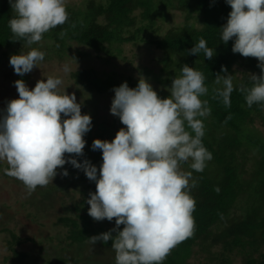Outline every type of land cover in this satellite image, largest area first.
<instances>
[{"label": "clouds", "instance_id": "obj_1", "mask_svg": "<svg viewBox=\"0 0 264 264\" xmlns=\"http://www.w3.org/2000/svg\"><path fill=\"white\" fill-rule=\"evenodd\" d=\"M226 3L231 11L220 28L222 42L233 40V53L257 58L261 69L259 75L250 76L253 86L240 91L246 92L248 107L264 104V0ZM9 4L15 13L10 30L29 46L68 19L65 0H9ZM200 53L211 60L215 49L201 38L188 50ZM44 59L43 51L31 48L12 55L9 63L23 76L40 68ZM64 71H70L69 66ZM221 72L215 75V84L221 85L216 92L229 105L234 84L226 67ZM204 80L202 72L185 64L181 75L173 78L167 98L158 96L145 78L135 88L127 82L114 87L110 112L126 127L111 141L93 140L92 150L102 151L99 170L90 160L76 158L84 155L92 118L82 114L75 94L59 93L62 79L47 77L31 89L22 79L16 80L19 96L0 113V162L8 164L5 174L22 181L31 194L37 186L53 183L57 169L70 163L96 182V191L87 199L88 214L95 221L115 218L114 229L89 237V243L111 240L116 264H162L194 227L195 200L189 193L196 185L189 184L192 173L181 172L180 164L191 161V169L203 172L213 158L202 143L200 118L210 114L207 102L200 99L208 92ZM62 175H68L67 169Z\"/></svg>", "mask_w": 264, "mask_h": 264}, {"label": "trees", "instance_id": "obj_2", "mask_svg": "<svg viewBox=\"0 0 264 264\" xmlns=\"http://www.w3.org/2000/svg\"><path fill=\"white\" fill-rule=\"evenodd\" d=\"M172 8L181 12L184 21L155 36L158 19L167 18L166 10ZM66 11V23L43 35L53 40L51 50L57 55L71 51V42L109 57L121 56L120 44L124 42L150 43L160 51V67L154 77L161 88H153L161 98L170 96L172 80L181 75L185 64L205 77L208 92L200 99L207 102L210 114L200 118L205 133L202 143L213 158L206 162L203 172L191 169V161L183 162V172L192 173L189 184L196 185L189 193L195 200L194 227L192 235L176 245L162 264H188L198 252L206 254L208 264H233L232 254L240 255L244 264H264V104L248 107L246 92L240 91L241 87L253 86L250 76L259 75L261 69L257 58L233 53V40L227 44L221 40L220 28L227 22L231 6L226 0H84L77 6L66 3ZM14 15L9 0H0L2 59L6 50L17 53L21 46H29L16 40L10 30L9 20ZM201 38L215 49L211 60L204 58L203 53L188 54ZM30 46L36 48V44ZM78 54L83 51L78 50ZM222 66L227 68L234 84L229 105L216 92L221 85L215 84V75H223ZM70 76L74 83L95 94L114 92V87L122 84L114 71L103 76L92 67L78 68ZM19 79L26 78L19 76ZM127 83L131 88L137 86L132 79ZM85 149L83 158H93L95 153L88 146ZM95 191L96 182L91 181L81 191L84 199L76 204L74 213L58 218V223L66 227L70 244L91 245L89 237L116 227L115 218L98 222L88 214L87 199ZM123 227L120 225L119 230ZM29 240L12 234L8 241L12 263L36 264L30 261L27 252L15 247ZM111 246V240L91 245L93 251L103 252L95 264H116ZM59 261L66 260L59 258Z\"/></svg>", "mask_w": 264, "mask_h": 264}, {"label": "rangeland", "instance_id": "obj_3", "mask_svg": "<svg viewBox=\"0 0 264 264\" xmlns=\"http://www.w3.org/2000/svg\"><path fill=\"white\" fill-rule=\"evenodd\" d=\"M81 1L84 0H65V4L77 6ZM166 11L167 18L158 19L154 27L157 30L155 36H161L169 27L184 21V16L179 10L172 8ZM52 41L45 37L36 43V48L45 53V59L40 62V68L36 67L30 73L24 74L26 79L23 81L31 89L41 79L61 78L63 83L58 88L59 93L65 94L66 91L69 95L75 94L77 102L81 104L82 114H90L92 118V128L84 137L89 143H93L96 138L111 141L116 133L126 126L121 123L118 116L110 112L115 93L111 91L101 94L89 92L74 83L70 76L72 71L92 67L103 76L106 72L114 71L119 75L120 83L132 79L138 84L140 78H145L152 87L161 88L160 83L154 77L160 67L158 62L160 51L150 43L139 40L124 42L120 44L121 56L109 57L102 53L97 55L92 49L76 42H71V51L60 56L51 50ZM31 48V46L23 45L17 53L11 49L6 50L4 59L1 57L3 50H0V113L6 110L10 100L19 96L14 82L19 80L20 75L16 74L10 65V57L19 53L26 54ZM78 50L83 51V54H78ZM65 65L69 66L70 71H64ZM259 125L260 123L257 122V126ZM91 145L87 142L85 145L95 153L94 157H90L89 160H93L92 163L99 170L102 163V151H93ZM86 150L84 148V151ZM68 155L71 154H66V158ZM76 158L81 162L84 159L83 156ZM6 168H8L7 162H0V264H18L11 261L12 252L8 241L12 234L30 239L15 247L27 252L32 263L95 264L103 252L93 251L90 248L91 245L86 243L70 244L66 239V227L58 223L60 216H69L74 213L76 204L84 199L81 191L91 182L84 172L66 163L63 168L57 169L53 183L50 182L44 187L37 186L35 191L29 194L22 181L5 174ZM64 169L68 171L67 176L62 175ZM179 170L183 172V163L180 164ZM106 221L107 219L98 222ZM205 256L206 254L198 252L189 259L188 264H208ZM59 258H64L66 261H59ZM232 258L233 264H244L240 255L232 254Z\"/></svg>", "mask_w": 264, "mask_h": 264}]
</instances>
